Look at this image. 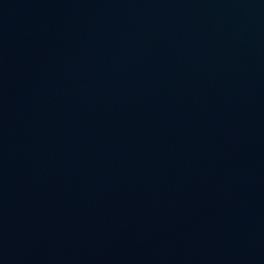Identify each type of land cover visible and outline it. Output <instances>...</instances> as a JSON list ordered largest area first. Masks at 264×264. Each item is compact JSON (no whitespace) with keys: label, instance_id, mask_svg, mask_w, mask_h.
<instances>
[{"label":"water","instance_id":"obj_1","mask_svg":"<svg viewBox=\"0 0 264 264\" xmlns=\"http://www.w3.org/2000/svg\"><path fill=\"white\" fill-rule=\"evenodd\" d=\"M0 264H264V0H0Z\"/></svg>","mask_w":264,"mask_h":264}]
</instances>
